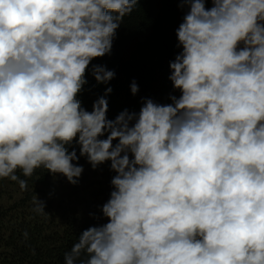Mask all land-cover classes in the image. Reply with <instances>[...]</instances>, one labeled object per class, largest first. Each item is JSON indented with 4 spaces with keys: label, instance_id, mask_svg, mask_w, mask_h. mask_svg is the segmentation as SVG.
Here are the masks:
<instances>
[{
    "label": "clouds",
    "instance_id": "obj_1",
    "mask_svg": "<svg viewBox=\"0 0 264 264\" xmlns=\"http://www.w3.org/2000/svg\"><path fill=\"white\" fill-rule=\"evenodd\" d=\"M180 0L169 104L88 111L87 73L138 0H0V179L116 174L64 264H264V0ZM131 93L139 91L135 81ZM77 147L79 156L77 155ZM34 211L47 214L37 196ZM83 257V258H82Z\"/></svg>",
    "mask_w": 264,
    "mask_h": 264
},
{
    "label": "trees",
    "instance_id": "obj_2",
    "mask_svg": "<svg viewBox=\"0 0 264 264\" xmlns=\"http://www.w3.org/2000/svg\"><path fill=\"white\" fill-rule=\"evenodd\" d=\"M211 6L208 0L206 7ZM187 10L180 0H138L117 29L111 54L92 61L114 71L115 77L107 85L97 84L90 66L88 83L79 97L83 106L91 111L93 102L111 87L107 116L115 119L125 109L139 112L144 99L160 104L166 96L178 92L168 79L169 63L181 51L177 47L176 29ZM133 81L139 88L136 95L130 89ZM77 163L91 166L85 157H80ZM96 169L91 171L101 176L100 181L88 198L76 204L71 199L55 202L51 196L53 175L45 170L37 169L31 177L18 172L27 184L40 183L41 187L23 190V195L14 201H0V264H64L65 253L78 242L84 230L106 223L101 209L110 198L111 180L116 173L110 162ZM0 181L18 183L9 179ZM89 185L93 186V181ZM6 190L0 189V199ZM36 196L44 203L47 214L33 210Z\"/></svg>",
    "mask_w": 264,
    "mask_h": 264
},
{
    "label": "rangeland",
    "instance_id": "obj_3",
    "mask_svg": "<svg viewBox=\"0 0 264 264\" xmlns=\"http://www.w3.org/2000/svg\"><path fill=\"white\" fill-rule=\"evenodd\" d=\"M171 95L179 96V92L172 93L164 98L160 104H169ZM105 164V163H104ZM104 164L99 165L103 166ZM83 173L80 176L78 183L73 185L67 181L62 175H56L52 177L51 183L53 184V190H51V196H53L55 202L58 199H71L72 203L76 204L81 202L83 199L88 198L94 191L95 186L101 179L100 175H96L97 169L91 171V166L85 164L83 166ZM93 181V186L89 185V182ZM34 187H41L40 183L27 184V189L33 190ZM7 188L0 201L7 203L19 199L23 195V190L20 188L19 183H11L10 181H0V189Z\"/></svg>",
    "mask_w": 264,
    "mask_h": 264
}]
</instances>
